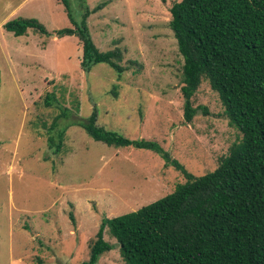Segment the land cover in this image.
Listing matches in <instances>:
<instances>
[{"label": "rangeland", "instance_id": "374dc122", "mask_svg": "<svg viewBox=\"0 0 264 264\" xmlns=\"http://www.w3.org/2000/svg\"><path fill=\"white\" fill-rule=\"evenodd\" d=\"M82 1L89 9L104 3L85 24L100 50L121 49L120 76L106 63L83 71L77 37L53 33L73 26L61 0H0V264H81L103 217L134 211L185 181L173 160L204 174L240 137L205 79L191 100L207 113L184 120L182 56L169 26L179 0ZM82 1L68 0L77 24ZM17 17L37 19L50 34L14 35L3 23ZM47 92L67 110L58 153L40 123L58 113L43 106ZM92 114L161 151L93 139L78 124ZM103 235L114 247L96 264H124L115 238L106 228Z\"/></svg>", "mask_w": 264, "mask_h": 264}, {"label": "trees", "instance_id": "16d2710c", "mask_svg": "<svg viewBox=\"0 0 264 264\" xmlns=\"http://www.w3.org/2000/svg\"><path fill=\"white\" fill-rule=\"evenodd\" d=\"M61 2L73 26L53 33L77 37L81 69L106 63L120 76L121 49L100 50L85 24L104 3L89 9L82 1L84 13L77 24L68 0ZM169 11V26L182 56L184 120L190 122L202 108L193 106L191 98L205 79L240 137L204 174L196 176L173 160L185 181L134 211L103 217L88 259L81 264H96L114 247L104 238L105 228L117 241L124 264H264V0H179ZM3 27L16 36L28 28L50 34L35 18H12ZM42 103L58 109L49 124L40 120L47 146L58 153L65 137L64 129L57 130L58 122L67 110L56 105L54 92H47ZM78 124L107 145L161 151L156 141L131 139L106 128L94 114ZM69 217L74 222L72 212Z\"/></svg>", "mask_w": 264, "mask_h": 264}]
</instances>
